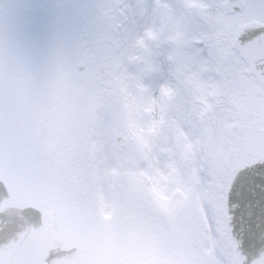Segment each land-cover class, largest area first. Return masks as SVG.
<instances>
[{"label": "snow or ice", "instance_id": "snow-or-ice-1", "mask_svg": "<svg viewBox=\"0 0 264 264\" xmlns=\"http://www.w3.org/2000/svg\"><path fill=\"white\" fill-rule=\"evenodd\" d=\"M204 63L187 65L198 139L168 175L101 161L91 147L97 85L74 64L32 68L0 54V172L46 178L179 241L191 264H264V0H188ZM43 227V225H42ZM0 264H34L20 251ZM71 264V262H70Z\"/></svg>", "mask_w": 264, "mask_h": 264}, {"label": "rangeland", "instance_id": "rangeland-1", "mask_svg": "<svg viewBox=\"0 0 264 264\" xmlns=\"http://www.w3.org/2000/svg\"><path fill=\"white\" fill-rule=\"evenodd\" d=\"M16 1L0 0V7L6 9V13H0V18L11 15L13 11L17 15V7L14 5ZM118 2L120 13L113 11V19L106 16L113 0H75L62 2L59 10L49 9L44 17L49 49L44 53V64H48L46 68H51L58 60H66L76 66L77 72L84 79L97 85L100 103L95 109V131L91 147L101 161L129 169H149L155 179L171 186L179 183L181 177L178 174L168 175L170 161L179 160L186 145L177 118L181 115L185 121L189 119L196 100L188 94L191 86L187 85L186 78L178 79L170 64L154 60L155 54L150 49L138 50L137 46H133L138 31L131 35L130 44L125 45V31L119 32L114 23L123 21L130 14L129 6L132 3L128 0ZM18 3L35 10L41 8L44 0H20ZM144 6L145 4L141 10ZM201 12L199 7H192V27L196 33L203 24ZM100 19H103L102 23L96 24L99 27L93 26L92 23ZM192 47L191 63L193 67H198L204 61L196 51L195 40ZM169 49L170 46H167L164 52L170 54L172 50ZM177 50L178 48L174 51ZM104 51H108L110 64V74L106 78L99 70V60ZM139 57L142 62L137 60ZM81 61L86 65L83 71L77 69V64ZM175 70L177 71L176 67ZM169 81L171 87H168ZM174 87H180L182 92L177 95L165 92L166 89ZM111 91L113 95H110ZM163 124H168L169 129L172 128L167 132L169 142L167 145L163 144L161 157L164 165L159 164L155 157L156 136H160ZM117 132L129 140L125 151H120L116 146ZM27 184L39 199L49 195L52 188V181L46 178L29 177ZM74 198L80 206L78 211L83 213L78 216L77 224L84 229L94 224L104 229L108 239H111L110 249L113 251L137 249L140 243L139 234L151 250L156 247L160 249L168 240L147 225L126 216L119 207L113 208L98 201ZM102 222L106 225L101 226ZM143 225L144 229H141ZM126 237L130 239L126 240ZM139 247L141 248V243Z\"/></svg>", "mask_w": 264, "mask_h": 264}, {"label": "water", "instance_id": "water-1", "mask_svg": "<svg viewBox=\"0 0 264 264\" xmlns=\"http://www.w3.org/2000/svg\"><path fill=\"white\" fill-rule=\"evenodd\" d=\"M8 200L0 182V236L5 237L0 238V252L11 257L23 251L36 264L46 244H56L48 249V264H89V259L80 257L74 249L60 251L58 245L62 231L47 232L38 209L29 204L4 207Z\"/></svg>", "mask_w": 264, "mask_h": 264}, {"label": "flooded vegetation", "instance_id": "flooded-vegetation-1", "mask_svg": "<svg viewBox=\"0 0 264 264\" xmlns=\"http://www.w3.org/2000/svg\"><path fill=\"white\" fill-rule=\"evenodd\" d=\"M168 0H164V2H167ZM187 25H188V22H186V27H187ZM68 207V204H66V203H63V202H61V201H58L57 203H52L51 205H50V207H49V209H58V210H60V217H62L63 216V218L65 219V221H66V224H67V221H68V217H67V215H66V212L64 211V209H66ZM44 211H45V209H44ZM50 217V216H49ZM72 235V234H71ZM71 235H70V238H71ZM72 242H76V240H71ZM99 259H102L101 258V256H99ZM101 263L102 264H104V261H103V259H102V261H101Z\"/></svg>", "mask_w": 264, "mask_h": 264}, {"label": "bare ground", "instance_id": "bare-ground-1", "mask_svg": "<svg viewBox=\"0 0 264 264\" xmlns=\"http://www.w3.org/2000/svg\"><path fill=\"white\" fill-rule=\"evenodd\" d=\"M180 123L182 124V122L180 121ZM160 149H161V147L160 146H158V148H157V154L159 153V151H160ZM160 160V159H159ZM160 162H162V160H160ZM163 163V162H162Z\"/></svg>", "mask_w": 264, "mask_h": 264}]
</instances>
